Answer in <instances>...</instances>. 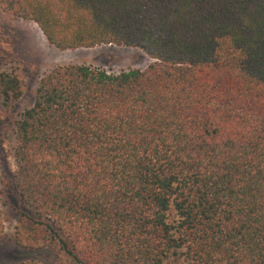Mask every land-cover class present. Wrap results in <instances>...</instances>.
<instances>
[{
    "label": "trees",
    "instance_id": "trees-1",
    "mask_svg": "<svg viewBox=\"0 0 264 264\" xmlns=\"http://www.w3.org/2000/svg\"><path fill=\"white\" fill-rule=\"evenodd\" d=\"M0 9L56 49L151 60L117 73L55 65L22 109L23 81L0 70V144L14 163L0 167V238L13 220L2 264H264V0Z\"/></svg>",
    "mask_w": 264,
    "mask_h": 264
},
{
    "label": "rangeland",
    "instance_id": "rangeland-1",
    "mask_svg": "<svg viewBox=\"0 0 264 264\" xmlns=\"http://www.w3.org/2000/svg\"><path fill=\"white\" fill-rule=\"evenodd\" d=\"M44 38V39H43ZM151 60L139 49L100 45L92 48L59 50L49 45L35 23L22 20L0 9V70L14 68L23 81V93L16 102L22 109L32 103L39 78L55 65L87 64L117 73L129 68H144ZM7 145L0 144V167L6 175L14 169ZM11 189L6 187L5 198L12 203ZM13 221V220H11ZM8 235L0 238V247L9 246L12 224ZM20 260L36 257L33 251L14 248ZM45 255L43 258H47ZM0 264H2L0 262Z\"/></svg>",
    "mask_w": 264,
    "mask_h": 264
},
{
    "label": "bare ground",
    "instance_id": "bare-ground-1",
    "mask_svg": "<svg viewBox=\"0 0 264 264\" xmlns=\"http://www.w3.org/2000/svg\"><path fill=\"white\" fill-rule=\"evenodd\" d=\"M44 39V38H43Z\"/></svg>",
    "mask_w": 264,
    "mask_h": 264
}]
</instances>
